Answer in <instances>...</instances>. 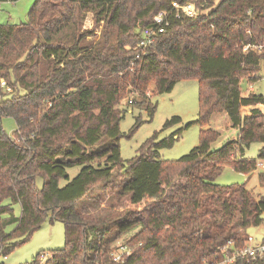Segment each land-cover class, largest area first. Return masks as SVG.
I'll use <instances>...</instances> for the list:
<instances>
[{"label": "trees", "instance_id": "trees-1", "mask_svg": "<svg viewBox=\"0 0 264 264\" xmlns=\"http://www.w3.org/2000/svg\"><path fill=\"white\" fill-rule=\"evenodd\" d=\"M173 1L208 11L169 16L150 46L136 48L141 29ZM263 43L264 0H35L25 24H0V256L47 219L63 224L64 245L45 264H116L110 254L122 244L130 247L123 264H213L227 241L241 247L245 229L262 223L264 195L215 179L226 165L248 174L264 160V97L240 89L242 79L257 80ZM186 79L198 82V114L184 125L204 127L197 146L159 159L179 139H159L181 122L173 116L123 161L120 103H137L151 121L149 92ZM220 112L238 133L212 150L219 133L205 126ZM3 117L15 121L14 139ZM252 143L261 144L256 159L245 157ZM72 167L80 170L68 180ZM258 181L264 187V172Z\"/></svg>", "mask_w": 264, "mask_h": 264}, {"label": "rangeland", "instance_id": "rangeland-1", "mask_svg": "<svg viewBox=\"0 0 264 264\" xmlns=\"http://www.w3.org/2000/svg\"><path fill=\"white\" fill-rule=\"evenodd\" d=\"M35 0H18L15 3L5 2L0 4V24L20 25L25 24L30 7ZM216 2L218 0H215ZM197 8V5L195 3ZM208 10H198L199 13ZM255 82H247L242 79L240 89L242 94L251 91L254 94H260L264 97V59L261 61L257 72ZM153 89L150 86V91ZM151 102L156 103V109L151 121H148V115L144 108L137 103L129 104V100L120 103V108L125 110L124 118L119 124L120 131L125 134L119 141L120 157L123 161L130 160L138 154L139 147L149 139L154 132L162 130L166 120L173 116L181 119L179 124L160 132L159 139L165 138L171 133L178 132L179 139L171 148L159 150V159L166 161L178 160L187 155L192 148L199 143L200 130L204 127L192 125L184 129V125L196 119L199 109L198 104V82L196 79L180 80L176 83L171 92L159 96H150ZM264 116V104L259 107ZM139 118L144 121L131 135L128 134L135 120ZM2 129L9 139H14L16 124L10 117H3L1 120ZM206 128L209 127L219 133L218 138L211 144V149L216 150L223 146L227 141L237 137V129L230 124L228 116L224 112L215 113L211 116ZM182 129V130H181ZM180 130V131H179ZM129 135V136H128ZM260 143H252L245 152V157L256 159ZM80 167H72L66 170L71 180L79 172ZM264 172V160H257L256 169L248 174L235 171L231 166H224L218 177L216 184L230 185L243 184L255 199L264 195V187L259 185L258 175ZM118 175V173H116ZM119 176L116 177V181ZM66 180L60 181V186H64ZM14 214L20 215L19 205L13 206ZM13 226H8L5 231H11ZM246 236H252L256 240L264 237V213L262 223L259 226H250L245 229ZM20 245L17 246L7 256H0V264H32V261L39 253H51V251L61 249L64 245L63 224L58 221L53 223L47 219L41 227L33 232L27 239H20Z\"/></svg>", "mask_w": 264, "mask_h": 264}, {"label": "built area", "instance_id": "built-area-1", "mask_svg": "<svg viewBox=\"0 0 264 264\" xmlns=\"http://www.w3.org/2000/svg\"><path fill=\"white\" fill-rule=\"evenodd\" d=\"M184 15L186 17H195L198 12L194 2L179 3L176 1L171 2L169 10H161L156 13L152 18L150 27L141 29V39L136 45V48L145 50L150 46L155 36L164 31L169 16ZM264 45V43H263ZM263 45L252 46L255 50H261ZM251 47L250 45L244 46L243 50ZM128 48V47H127ZM145 54V52H143ZM139 54L136 56L138 57ZM0 86H5V82L0 79ZM9 89V88H7ZM131 103V100L128 101ZM219 258L213 264H233L239 259L243 260H264V237L260 240L254 239L252 236H247L245 243L241 247H235L232 241H227L224 245L219 247ZM130 254V247L127 244L120 245L110 256L114 263L123 264ZM52 253H39L37 261L40 264H45L46 261L51 260Z\"/></svg>", "mask_w": 264, "mask_h": 264}, {"label": "crops", "instance_id": "crops-1", "mask_svg": "<svg viewBox=\"0 0 264 264\" xmlns=\"http://www.w3.org/2000/svg\"><path fill=\"white\" fill-rule=\"evenodd\" d=\"M252 91V90H251ZM263 238V237H262Z\"/></svg>", "mask_w": 264, "mask_h": 264}]
</instances>
